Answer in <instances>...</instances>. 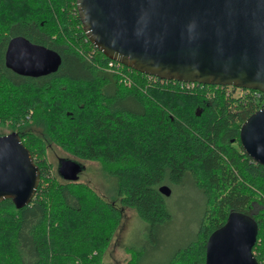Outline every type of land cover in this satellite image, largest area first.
<instances>
[{
	"label": "trees",
	"instance_id": "obj_1",
	"mask_svg": "<svg viewBox=\"0 0 264 264\" xmlns=\"http://www.w3.org/2000/svg\"><path fill=\"white\" fill-rule=\"evenodd\" d=\"M15 37L55 50L57 70L8 65ZM262 106L254 89L162 79L109 59L86 38L75 0H0V127L21 137L40 170L29 203L0 200V264H111L104 254L122 209L153 235L172 216L159 185L185 180L200 214L163 264H204L207 236L236 209L255 219L251 248L264 264V165L239 140ZM53 145L99 163L113 195L78 180L81 170L63 178L48 159ZM126 249L123 264H140L143 249Z\"/></svg>",
	"mask_w": 264,
	"mask_h": 264
},
{
	"label": "water",
	"instance_id": "obj_2",
	"mask_svg": "<svg viewBox=\"0 0 264 264\" xmlns=\"http://www.w3.org/2000/svg\"><path fill=\"white\" fill-rule=\"evenodd\" d=\"M86 38L99 51L162 79L232 85L264 94V0H75ZM6 63L32 76L57 70L58 53L19 37L7 44ZM243 150L264 165V106L239 128ZM80 170L74 159L58 168L65 179ZM40 170L16 132L0 134V200L16 208L33 198ZM160 193L171 192L166 184ZM257 223L230 210L207 236L204 264H258L252 248Z\"/></svg>",
	"mask_w": 264,
	"mask_h": 264
},
{
	"label": "rangeland",
	"instance_id": "obj_3",
	"mask_svg": "<svg viewBox=\"0 0 264 264\" xmlns=\"http://www.w3.org/2000/svg\"><path fill=\"white\" fill-rule=\"evenodd\" d=\"M3 134L11 132L8 127L1 126ZM48 159L53 168H59L65 159H74L71 155L53 145L48 149ZM80 166L78 180L92 186L100 195L108 198L111 194V179L103 174L101 165L94 161L75 159ZM74 160V161H75ZM185 182L182 185H168L171 193L166 196L167 204L171 209V219L159 228L153 235L130 208L122 209V217L113 234L104 261L111 264H123L130 256L126 249L128 245L143 249L140 264H163L176 247L180 246L184 236L189 234L191 224L200 214V200L195 197L190 186ZM193 227V226H192Z\"/></svg>",
	"mask_w": 264,
	"mask_h": 264
},
{
	"label": "built area",
	"instance_id": "obj_4",
	"mask_svg": "<svg viewBox=\"0 0 264 264\" xmlns=\"http://www.w3.org/2000/svg\"><path fill=\"white\" fill-rule=\"evenodd\" d=\"M111 63H112V62H110L109 65H111ZM117 63H119V62H117ZM119 64H121V63H119ZM187 83H190V84H191L192 82H187Z\"/></svg>",
	"mask_w": 264,
	"mask_h": 264
}]
</instances>
